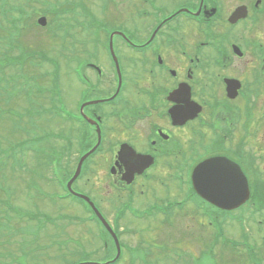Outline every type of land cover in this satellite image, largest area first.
<instances>
[{
	"label": "flooded vegetation",
	"instance_id": "af4514ba",
	"mask_svg": "<svg viewBox=\"0 0 264 264\" xmlns=\"http://www.w3.org/2000/svg\"><path fill=\"white\" fill-rule=\"evenodd\" d=\"M163 1L139 0L136 7L139 20L150 22L149 38L141 40L119 35L121 49L128 52V56L123 55L148 80L145 86L135 81L136 95L142 102L132 104L123 93L122 58L113 42L120 69L119 87L115 65L108 54V71L115 85L111 93L99 89L100 77L107 75L104 69L94 67L95 75L85 70L74 71L75 81L85 90V99L80 101L78 96L72 105L75 121L70 135L76 140L77 122L86 127L87 136L93 132L94 125L84 121L78 109L92 97H100L97 100L102 101L94 108L83 107V112L98 122L104 137L108 131L103 130L102 125L105 108L118 107L111 108L112 113L125 107L127 111L121 114L124 119L112 129L113 134L110 131V136L108 133L103 139L95 156L106 163L107 186L121 192L122 200L125 196L121 205L133 222L142 219L136 215V212L141 214V210L133 205L141 200L146 203L153 200L149 197L153 190L148 187L155 177H170L172 182L177 181V186L182 179L187 188L182 197L158 204L161 212L154 214V218H165L171 211L174 214L176 206L183 205L178 211L196 219L199 225H204L206 219L213 221L212 239L222 238L223 230L230 235L226 234L228 239L224 241L228 248L218 245L231 252V264L256 263L258 258L264 260V0H165L172 5ZM171 6L173 8L169 9ZM166 9L170 12L163 14ZM177 31L184 37L177 35ZM195 125L201 137L198 150L194 149L197 151L186 159L183 158L186 151L180 152L182 158L178 157V161H184L183 171L160 164L172 154L173 141L176 140L175 146L181 145L176 139L178 132L184 134ZM124 143L135 153L153 159L149 167L133 173L129 183L126 180L130 178V169L137 170L140 166L130 154L117 156L119 146ZM212 158V179L205 178L203 166L196 170L198 195L192 183L193 168L203 162L207 164ZM82 171L76 185L82 180ZM159 180L160 186L171 182ZM138 188L145 199L134 196ZM136 200L138 202L132 204ZM152 206L149 204L146 208ZM185 206L187 209L182 210ZM125 211L116 214L117 218L127 216ZM152 215L153 212L145 216ZM251 221L260 225L256 238L249 226ZM137 231L141 237L143 228ZM160 241L158 238L152 242L147 248L150 255L143 259L138 250L129 247L126 250L121 243L124 250L120 249L113 263L156 264L150 259L158 249L170 251L168 246L159 245ZM242 246L244 248L240 249ZM198 253L195 258L201 256Z\"/></svg>",
	"mask_w": 264,
	"mask_h": 264
},
{
	"label": "rangeland",
	"instance_id": "374dc122",
	"mask_svg": "<svg viewBox=\"0 0 264 264\" xmlns=\"http://www.w3.org/2000/svg\"><path fill=\"white\" fill-rule=\"evenodd\" d=\"M163 2L172 5L171 2L165 0ZM138 6L139 0H0V11L7 10L6 15L0 14V62L4 63V59H11L14 62V66H3L0 73L8 78L16 76L14 80L16 84L21 82L19 74L27 75L30 83L32 77L39 73V78L34 79L36 84L33 87H41L44 91L43 94H34L33 97H24L17 92L16 96L10 98L17 87H9L8 84L7 88L0 87V91L4 94L0 93V143L2 145L0 148L7 149L16 144L13 156L9 154L7 158H0V219L8 221V224L0 222L1 256H8L4 254V251L14 252L18 246L21 247L23 239L28 242L27 250L32 251L33 245L38 243H32L30 240L33 236L31 232L37 226L36 223L39 225V234L44 237L39 241L46 243L54 238V244L53 247L39 252L34 260H28L25 264H70L75 260H97L102 257L110 260L115 256L111 241L108 253L103 251L98 235L101 228L94 220H88L89 214L84 210L83 205L70 199L65 201L56 199L55 194L62 190L59 183L56 182L57 179L54 177L51 164L48 165V163L50 161L59 162L60 169L70 175L78 160L76 145H74L77 139L71 145H64L66 151L63 154V143L58 135L59 131H63L66 137L69 136L70 122L58 121L59 119L54 116L38 118L36 116V118H28L21 122V113L26 109L37 112L40 109L49 108V100L52 106L51 98L54 102L57 93H60L61 98L64 99L67 105L66 109L71 110L77 97L85 91L75 81L73 70L75 63L80 59L85 61L82 68L87 74L95 75L92 65L106 71L107 75L100 77L99 89L111 93L115 85L112 83L111 74L108 71V60L102 46H90L88 43H91V38L95 33L105 30L106 27L110 30L119 29L118 31L132 39H136V37L141 40L149 38L151 35L149 33L150 22L139 20L136 13ZM13 8L21 9L23 14L19 16L16 11L12 10ZM169 12L166 9L163 14ZM40 16H45L47 23L42 29L34 28L36 20ZM10 17H20L15 24L21 26V30L14 31L7 27ZM91 19L96 20L93 22L96 27L91 30L82 27V25L86 26V22H90ZM58 27L62 28L58 29ZM65 29L69 36L63 39L65 42H62L57 39V36ZM176 34L184 37L178 31ZM114 43L115 49L121 54L119 57L122 58L123 93L125 92L132 104L138 105L142 101L136 95L137 84L135 81H140L145 86L144 82L148 80L142 71L139 72L133 68L131 60L126 57L128 52L121 49L119 35L114 37ZM40 55L43 57H39ZM21 60H23L22 64ZM54 87L55 89H52ZM51 90L53 96L49 92ZM97 98L100 97L94 96L91 99L97 100ZM27 101H29V107ZM96 104L98 103L94 101L87 103L84 107L88 106L90 109L94 108ZM55 106L53 105V107ZM111 108L114 110L118 107H108L104 110L102 125L103 130H108L105 131L106 138L108 133L110 136V131L116 129L120 120L123 119L112 116ZM62 118L64 119L65 116ZM26 124L28 125V136L21 131V127H26ZM109 126L114 128H108ZM196 128L199 127L197 125L189 127L188 132L186 131L184 134L178 132L176 139L181 142V145L177 147L175 146L176 140L173 141L172 154L169 158H163L160 164L183 171L184 161H178V157L182 156L180 152L184 154V150L186 151L184 159L191 155V152L198 150L197 145L201 137ZM93 139L94 134L88 142ZM25 141L28 142V147L25 144L22 149ZM32 141L33 143L30 144ZM37 148L40 149L39 152H37ZM50 149H52L51 154H49ZM58 151L60 157L56 156ZM171 159L172 162H169ZM83 170L82 180L76 185V188L84 191L95 201L99 211L107 217L110 226L118 231L119 241L128 246L130 250H138L142 259L150 255L144 244L146 242H142V238L145 237L147 240L151 239V242L159 238L162 240L159 245L168 246L170 249L167 252L161 248L162 250L158 249L159 252L153 254V258L150 260L155 261L156 264H175L173 260L170 261L165 257L167 253L172 255L174 253L172 250H177L184 255L183 258H175L176 261L179 259L177 264H231L232 254L224 242L230 235L226 233L228 235L226 236L224 230L222 238L212 240L211 231H205L196 219L182 211L175 212L171 218L173 222L165 223L164 229L157 225L161 220L160 217L159 220L151 218L147 221V218H144L141 221L133 222L131 215L121 205L125 196L122 200L121 192L107 186L106 163L101 162L100 157H95L94 161H89ZM159 179L166 181L170 180V177H155L154 183L148 187L153 190L149 196L153 199L151 203H149L150 201L146 203L143 200L139 202L136 200L132 204L138 203L133 206L140 210L148 207L149 204L159 207L158 204L166 203L168 200H178L187 189L183 185L182 179L178 180L179 186L176 185L177 181L172 182L171 180L169 184L160 186ZM140 189H137L134 196L145 199L143 197L145 194L139 193ZM5 201L9 204V208L15 207L18 212L23 211L25 216H19L14 211H10L8 213L15 218L14 223L11 222L14 218L10 220V217L5 214L7 212ZM185 208L186 206L182 210ZM122 211L128 215L117 218L116 214ZM29 213L40 215L39 223L38 221H35L36 223L29 222L28 216H26ZM154 214L156 213L154 212ZM45 217L48 218L46 221ZM142 223H144L143 226ZM229 224H232L231 227L235 226L233 223ZM19 226L23 227V230L26 228L27 234L18 235L20 232L16 229ZM249 226L253 237H258L257 229L260 225L256 221L255 223L251 221ZM140 228H143L141 237L137 231ZM253 242L256 243V241ZM257 242L260 246L259 239ZM11 243L14 245L10 246ZM218 244L227 248L219 247ZM198 245L200 248H195ZM62 248L64 249L62 250ZM243 248L244 246L240 249ZM45 251L48 253L46 254ZM152 251L154 253V250ZM197 253L201 255L199 258H195ZM163 255H165L164 258H161ZM130 257L128 256V258ZM253 264H264V260L258 258L257 262Z\"/></svg>",
	"mask_w": 264,
	"mask_h": 264
},
{
	"label": "water",
	"instance_id": "95a60500",
	"mask_svg": "<svg viewBox=\"0 0 264 264\" xmlns=\"http://www.w3.org/2000/svg\"><path fill=\"white\" fill-rule=\"evenodd\" d=\"M39 22L42 23V24H44V23H45L44 18H40V19H39ZM211 160H214V159H211ZM205 164H206V163L203 162L202 164L197 165V166L195 167V171L198 170V169H200V168H201L202 166H204ZM194 186H195V189H196L198 192H200V190H199V185H197L196 182H194ZM95 212L98 214V212H97L96 210H95ZM98 216H99V214H98ZM101 220H102L104 226H105L106 228L109 229V227H108V225L106 224V222H105L103 219H101ZM109 230H110V229H109Z\"/></svg>",
	"mask_w": 264,
	"mask_h": 264
},
{
	"label": "snow or ice",
	"instance_id": "6c2138e0",
	"mask_svg": "<svg viewBox=\"0 0 264 264\" xmlns=\"http://www.w3.org/2000/svg\"><path fill=\"white\" fill-rule=\"evenodd\" d=\"M214 166V162H211V161H209V162H207V164L206 165H204L203 166V168H205V170H206V175H205V178L206 179H212L213 177L210 175V171H211V168Z\"/></svg>",
	"mask_w": 264,
	"mask_h": 264
}]
</instances>
